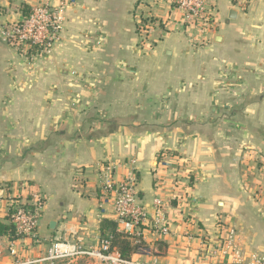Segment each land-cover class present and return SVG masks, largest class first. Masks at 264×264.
<instances>
[{
	"label": "crops",
	"instance_id": "0c3cea01",
	"mask_svg": "<svg viewBox=\"0 0 264 264\" xmlns=\"http://www.w3.org/2000/svg\"><path fill=\"white\" fill-rule=\"evenodd\" d=\"M40 1L0 0V31L23 19V6ZM150 2L153 7L148 9L160 13L170 29L163 34L157 26L151 28L150 48L138 45L139 37L121 11L108 10L109 0H80L64 9L59 40L49 55L26 54L0 38V120H15L20 128L0 131V183L26 180L45 194L39 243H18L13 256L10 239L1 235L0 263L42 257L55 239L79 237L85 245L96 246L101 219H111L110 203L97 189L98 168L107 162L115 165V180L130 172L137 178V201L147 217L141 238L151 255L133 253L134 259L210 264L226 225L235 227L242 250L264 255V131H155L117 125L81 133L77 128L93 116L131 118L126 113L138 104L155 102L168 105L170 117L188 119L215 101L219 82L204 79L202 59L219 65L210 57L218 59L227 42L222 31L245 18L242 8L248 0H217L214 26L197 47L177 21L180 13L171 0ZM257 3L264 9V0ZM231 10L235 18L229 17ZM259 17L264 19V10ZM125 24L132 31L125 32ZM260 68L263 72L264 64ZM161 69L165 78L159 81ZM255 79L264 88V76ZM93 106L98 108L95 115ZM164 158L172 164L163 167ZM2 189L0 220L9 223L7 200L20 194L14 186L10 192ZM155 197L171 203L167 235L151 227ZM218 261L232 264L222 256ZM69 264L104 263L88 258Z\"/></svg>",
	"mask_w": 264,
	"mask_h": 264
},
{
	"label": "built area",
	"instance_id": "2783aa9c",
	"mask_svg": "<svg viewBox=\"0 0 264 264\" xmlns=\"http://www.w3.org/2000/svg\"><path fill=\"white\" fill-rule=\"evenodd\" d=\"M76 2L77 0H57L56 3L42 0L30 7L27 17L5 24L0 31V38L12 48L26 54L32 52L34 55H49L59 40L64 9ZM171 4L180 13L177 19L179 24L189 31L193 42L198 41L201 44L208 31L214 26L217 0H171ZM161 22L166 29L170 30L165 22ZM154 24H158V21H150L145 26L151 29L154 28ZM138 31L141 32L142 44L147 46L149 30L138 27ZM169 162L164 158L161 165L168 167L172 164ZM114 171L115 165L111 162L99 166L97 189L104 200L110 203L109 216L116 222L117 230L139 244L134 253L151 255L141 238V226L147 217L145 210L137 201V178L130 172L124 179L115 180ZM176 174L173 170L171 174L173 190H176L179 184ZM18 193L20 195L11 196L7 200V218L9 223L13 224L15 231L14 238L9 242V253L13 256L16 255L18 243L25 240L39 243L37 227L45 206V194L40 187L20 183ZM153 205L155 216L151 220V227L159 235H167L169 221L166 212L171 203L169 200L155 197ZM224 231L225 234L221 237L218 246L212 249L214 258L210 264H224L218 261L220 256L225 257L232 264H264L263 254L242 250L236 238L235 227L226 225ZM132 254L129 258L121 257L115 248H111L110 239L99 237L98 244L95 246L85 245L81 238L74 237L53 240L46 248L44 255L37 259L18 258L11 263L0 264H69L72 261L88 258L96 259L104 264H159L154 257L149 261H141L134 259Z\"/></svg>",
	"mask_w": 264,
	"mask_h": 264
},
{
	"label": "rangeland",
	"instance_id": "374dc122",
	"mask_svg": "<svg viewBox=\"0 0 264 264\" xmlns=\"http://www.w3.org/2000/svg\"><path fill=\"white\" fill-rule=\"evenodd\" d=\"M255 2L256 0H248L242 8L245 18L222 31V34L227 38L226 45L220 51L218 59H215L214 56L210 57V59L214 58L213 62L218 61L219 65L210 66L211 61L202 59L201 67L204 79L211 78L218 81L219 85L214 89L215 101L200 105L197 117L195 114L188 119L174 114L170 117V114L167 113L169 106L165 107L162 103L155 102L144 106L138 104L136 108L126 113V117L131 115L134 117L109 120L93 116L95 115L94 111L98 109L93 106V117L78 125L79 131L81 133L83 131H106L116 128L117 125L126 126L132 130L154 129L155 131H166L170 128L173 130L199 128L203 131H264V88L255 85L257 81L255 77H259L260 80L264 76V71L262 72L260 68L264 64V19L261 20L259 17L260 10L264 9L260 7L261 3L255 4ZM109 3L108 10L121 11L125 23H131L132 30L139 37L138 45L141 44L142 49L150 48L154 43L152 38L148 37L146 40H150V44L147 47L144 46L138 27L150 30L145 25L150 21H158V24L153 25L154 27L157 26L159 30L164 29L163 34L170 32L161 22L160 13L148 9L153 7L150 0H109ZM132 30L129 24H125V32ZM191 45L193 46V43ZM194 46L197 47V43ZM144 66L146 69V65ZM159 74L160 76L157 77L159 81L165 78L162 76V69ZM193 74L190 73L189 76ZM140 78L143 79L141 74ZM191 104L194 105L193 102ZM191 104L188 103L189 111H193ZM179 107L177 106V110L180 109ZM147 110H150V115L154 113L156 117L148 116ZM17 125L18 122L15 120H0V131H4V127L8 131H20ZM76 131L78 130L76 129ZM22 182L31 183L26 180L7 181L0 183V188H5L10 192L13 186L19 189Z\"/></svg>",
	"mask_w": 264,
	"mask_h": 264
},
{
	"label": "trees",
	"instance_id": "16d2710c",
	"mask_svg": "<svg viewBox=\"0 0 264 264\" xmlns=\"http://www.w3.org/2000/svg\"><path fill=\"white\" fill-rule=\"evenodd\" d=\"M30 7L23 6V17H27ZM100 237L110 239L111 248H115L121 257L129 258L134 253L139 244L134 243L132 239L123 232L117 230L116 222L112 219H101ZM7 235L9 239H13L15 235L14 226L11 223H6L0 220V236Z\"/></svg>",
	"mask_w": 264,
	"mask_h": 264
},
{
	"label": "water",
	"instance_id": "95a60500",
	"mask_svg": "<svg viewBox=\"0 0 264 264\" xmlns=\"http://www.w3.org/2000/svg\"><path fill=\"white\" fill-rule=\"evenodd\" d=\"M229 17H230V18H235V17H236V11L231 10V11L229 12ZM220 39H221L220 36H217V37H216V40H217V41H219ZM51 225H53V222L51 223Z\"/></svg>",
	"mask_w": 264,
	"mask_h": 264
}]
</instances>
